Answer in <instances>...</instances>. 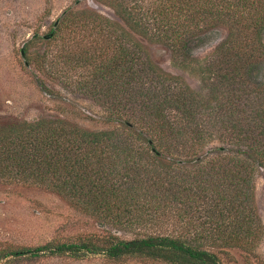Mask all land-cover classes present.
Segmentation results:
<instances>
[{
    "label": "trees",
    "instance_id": "obj_1",
    "mask_svg": "<svg viewBox=\"0 0 264 264\" xmlns=\"http://www.w3.org/2000/svg\"><path fill=\"white\" fill-rule=\"evenodd\" d=\"M89 1L113 16L71 6L21 55L96 102L104 127L61 118L0 127V181L58 193L104 231L2 259L227 264L231 250L255 253L264 238L255 202L264 169V0ZM218 28L227 30L223 42L196 59ZM139 39L167 46L176 66H195L206 92L164 71Z\"/></svg>",
    "mask_w": 264,
    "mask_h": 264
},
{
    "label": "rangeland",
    "instance_id": "obj_2",
    "mask_svg": "<svg viewBox=\"0 0 264 264\" xmlns=\"http://www.w3.org/2000/svg\"><path fill=\"white\" fill-rule=\"evenodd\" d=\"M71 6L94 9L105 16H113L109 8L89 0H0V127L42 118L69 119L94 130L104 127L99 123L104 113L96 102L83 94L74 83L56 80V77L47 75V71L43 72L36 65L27 66L21 55L27 41L35 34L49 33L53 24ZM226 35L224 28L210 33L208 42L195 50L194 57L204 60L212 55ZM139 40L152 61L164 71L182 78L195 91L206 92L195 66H176L167 46ZM39 47L38 51L45 50L44 42ZM263 77L261 75L260 80ZM40 83L49 92L43 90ZM255 198L264 223V169L256 180ZM103 231L97 220L81 213L58 193L43 187L0 181V264H118L110 262L103 255L92 254L82 258L55 254L33 257L26 254L2 259L7 251L35 249L79 234H99ZM223 259L227 264H264V238L255 253L231 250ZM121 264L153 263L135 260Z\"/></svg>",
    "mask_w": 264,
    "mask_h": 264
}]
</instances>
